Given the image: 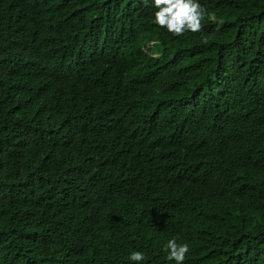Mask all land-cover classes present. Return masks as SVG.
Segmentation results:
<instances>
[{
    "label": "trees",
    "instance_id": "16d2710c",
    "mask_svg": "<svg viewBox=\"0 0 264 264\" xmlns=\"http://www.w3.org/2000/svg\"><path fill=\"white\" fill-rule=\"evenodd\" d=\"M51 1L0 4V264H137L133 250L139 264H175L173 238L189 245L183 264H264V0H198L200 30L179 35L155 23L152 0L102 12ZM13 75L23 88L5 97ZM112 118L142 136L176 126L172 152L200 166L178 174L155 160L126 185L111 166L89 174ZM212 131L234 157L205 152ZM208 164L218 185L200 178ZM121 194L139 205L128 226L111 203Z\"/></svg>",
    "mask_w": 264,
    "mask_h": 264
},
{
    "label": "clouds",
    "instance_id": "9594fccd",
    "mask_svg": "<svg viewBox=\"0 0 264 264\" xmlns=\"http://www.w3.org/2000/svg\"><path fill=\"white\" fill-rule=\"evenodd\" d=\"M8 0H0V4L6 3ZM100 12L103 11L107 0H95ZM155 7L154 20L155 23L164 27L168 32L176 35L190 30L192 32L199 31L201 28V19L203 10L198 0H152ZM62 2L52 0L48 6H61ZM11 25V18L8 19ZM148 47H152V44ZM28 54L38 58H43L46 53L38 49L27 50ZM23 54L20 56L22 57ZM14 80L18 83L15 90H10L6 95L13 94L23 88L24 82L22 77L13 75ZM4 97V98H5ZM104 129L115 134V138L106 141L100 150V154L96 162L86 169L91 175L103 174L108 166L126 171L124 176V185L132 182L137 176L151 171L150 163L158 161L164 168L173 170L178 174L186 173L197 169L200 164L191 159L190 156L181 153H174L172 149L183 146V142L178 140L180 132L175 127H167L158 131H147L142 136L143 131H139L120 122L118 119H110L102 123ZM61 134L68 135L72 129L68 123L59 127ZM216 140L214 143L205 141V152L216 155H223L232 158L236 155L235 147L231 140L221 131H212ZM87 143L88 132H84ZM125 148L133 150L132 154H124ZM200 178L208 185H218L220 177L216 169L212 165H205L200 169ZM111 203L118 209V215L122 225L128 226L132 223L133 216L138 209V203L133 198L125 194L117 197H111ZM174 213H178L179 206L170 207ZM167 251V259L172 260L175 264H183L185 254L189 252L188 243H178L175 238L169 239L165 245ZM128 260L139 262L145 260L143 251L133 250L128 255Z\"/></svg>",
    "mask_w": 264,
    "mask_h": 264
}]
</instances>
